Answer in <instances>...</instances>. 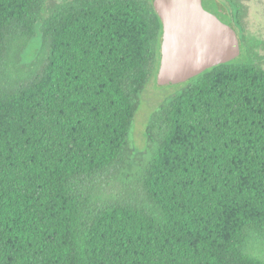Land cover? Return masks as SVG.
Masks as SVG:
<instances>
[{
  "label": "trees",
  "instance_id": "obj_1",
  "mask_svg": "<svg viewBox=\"0 0 264 264\" xmlns=\"http://www.w3.org/2000/svg\"><path fill=\"white\" fill-rule=\"evenodd\" d=\"M46 2L0 0V264H264L255 41L173 87L136 151L151 1Z\"/></svg>",
  "mask_w": 264,
  "mask_h": 264
},
{
  "label": "water",
  "instance_id": "obj_2",
  "mask_svg": "<svg viewBox=\"0 0 264 264\" xmlns=\"http://www.w3.org/2000/svg\"><path fill=\"white\" fill-rule=\"evenodd\" d=\"M161 22L158 87L179 85L241 55L240 40L229 22L207 12L202 0H152Z\"/></svg>",
  "mask_w": 264,
  "mask_h": 264
},
{
  "label": "rangeland",
  "instance_id": "obj_3",
  "mask_svg": "<svg viewBox=\"0 0 264 264\" xmlns=\"http://www.w3.org/2000/svg\"><path fill=\"white\" fill-rule=\"evenodd\" d=\"M61 0H47L45 12H47L54 4ZM151 1L152 0H148ZM46 14V13H45ZM246 33L257 39V42L263 45L256 50L257 55L262 58V67L264 68V7H251L250 19L246 24ZM40 46L39 37L34 39L25 50L22 56V65L27 66L37 54ZM176 85L158 87L155 82V74L152 76L146 89L141 97V104L138 108L134 120L132 122L130 132V142L136 151H141L145 146L144 131L151 113L158 107L162 99L172 92Z\"/></svg>",
  "mask_w": 264,
  "mask_h": 264
},
{
  "label": "flooded vegetation",
  "instance_id": "obj_4",
  "mask_svg": "<svg viewBox=\"0 0 264 264\" xmlns=\"http://www.w3.org/2000/svg\"><path fill=\"white\" fill-rule=\"evenodd\" d=\"M202 5L207 12L233 26L240 40V49L242 48L241 39L255 41L254 52L263 46L257 42L256 38L246 33V24L250 19L251 7H264V0H202Z\"/></svg>",
  "mask_w": 264,
  "mask_h": 264
}]
</instances>
